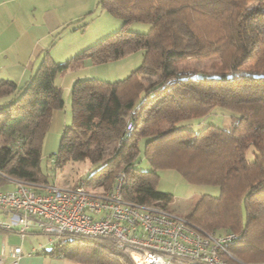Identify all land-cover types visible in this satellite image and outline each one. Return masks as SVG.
Segmentation results:
<instances>
[{
	"label": "trees",
	"instance_id": "16d2710c",
	"mask_svg": "<svg viewBox=\"0 0 264 264\" xmlns=\"http://www.w3.org/2000/svg\"><path fill=\"white\" fill-rule=\"evenodd\" d=\"M99 4L116 18L150 24V30L121 29L65 63L47 50L24 86L0 81V184H50L41 158L45 122L54 110L65 108L57 75L86 60L108 62L142 51V65L123 80H75L73 122L63 129L58 166L89 160L95 167L77 183L84 181L90 189L111 190L122 173L124 200L166 209L172 195L157 189L161 169L178 171L192 185L218 186V196L202 195L182 217L200 234L233 235L224 244L227 252H221L229 263L264 264V0ZM143 71L154 81L143 82ZM217 108L233 112L228 128H193L191 120ZM129 122L132 131H127ZM80 125L92 133L89 139H82ZM142 139L150 171L135 164ZM249 150L253 160L247 159ZM251 202L260 207L258 214ZM54 243L48 253L76 264H135L133 247L112 236L65 234Z\"/></svg>",
	"mask_w": 264,
	"mask_h": 264
},
{
	"label": "built area",
	"instance_id": "2783aa9c",
	"mask_svg": "<svg viewBox=\"0 0 264 264\" xmlns=\"http://www.w3.org/2000/svg\"><path fill=\"white\" fill-rule=\"evenodd\" d=\"M133 129L134 124L129 122L127 131ZM12 181L15 189L0 192V208L14 213V218L10 224L0 222V227L10 229L17 224L22 239L37 226L53 241L65 234L112 236L133 247L135 264H232L221 252H227L224 244L233 235L200 234L184 217L166 208L124 200L122 173L111 190L90 189L84 181L70 188ZM9 256L17 264L23 256L22 248H13Z\"/></svg>",
	"mask_w": 264,
	"mask_h": 264
},
{
	"label": "rangeland",
	"instance_id": "374dc122",
	"mask_svg": "<svg viewBox=\"0 0 264 264\" xmlns=\"http://www.w3.org/2000/svg\"><path fill=\"white\" fill-rule=\"evenodd\" d=\"M59 7L69 22L61 27L58 38L53 35V44L51 50L48 49L51 56L59 63H65L70 57L81 51L92 49L103 39L109 38L112 34L125 29L131 32L147 33L151 25L144 22H130L125 19L116 18L108 13L100 4L99 0H59ZM64 28V29H63ZM180 32L188 38V32L184 26H179ZM57 36V35H56ZM143 52L138 51L126 57L100 63H92L78 74L90 75L97 79L114 82L127 78L134 70L142 65ZM77 71V70H76ZM70 73L71 75L78 74ZM143 82L149 83L154 79L145 71L141 73ZM73 79L75 76L72 77ZM74 81V80H73ZM60 82V81H59ZM64 90L67 92V82L64 84ZM64 92L63 97L66 98ZM116 105L115 101L113 100ZM113 108V107H112ZM111 108V109H112ZM59 130L45 129V140L42 150L41 169L42 173L47 176L50 184H55L61 188L73 187L77 181L85 177L92 165L89 160H68L62 166L57 164V154L60 148L62 132L65 126L73 122L72 106L67 104L65 109L60 113ZM233 112L217 108L214 113L204 119L191 120L193 128L199 131L208 124L218 125L223 128L230 126ZM104 125H108L104 122ZM83 140L89 139L92 135L90 131L82 127H77ZM146 140L139 141V152L136 157V166L140 170L150 171L153 169L152 164L143 154ZM247 159L253 160L252 151L247 152ZM159 173V182L157 189L166 194L172 195V202L168 205V211L178 215H187L195 203L204 194L218 196L220 188L215 185H192L176 170L161 169ZM44 184V183H43ZM7 187H14L13 183L7 184ZM251 209L254 214L260 212V207L256 202H251ZM44 240L47 235H41Z\"/></svg>",
	"mask_w": 264,
	"mask_h": 264
},
{
	"label": "crops",
	"instance_id": "0c3cea01",
	"mask_svg": "<svg viewBox=\"0 0 264 264\" xmlns=\"http://www.w3.org/2000/svg\"><path fill=\"white\" fill-rule=\"evenodd\" d=\"M69 20L71 19L62 14L59 0H0V81L11 80L18 87L27 84L40 66L45 52L51 50V41L55 40L53 35ZM92 63L94 62L86 60L80 68L69 69L57 75L55 84L61 88L63 94L66 92L63 86L67 82L64 99L66 106L69 104L72 109L75 106L71 89L76 79H97L90 75L78 74ZM71 72H78V75H71ZM3 101L1 99L0 103ZM112 106L115 107L114 102ZM61 111H53L50 119L45 122L47 129H60ZM10 182L14 187L6 188ZM15 187L14 181H6L0 184V192L13 190ZM13 218L14 213L5 212L0 208V222L10 224ZM17 229V224H13L10 229L0 227V258L3 264H14L9 253L17 246L23 251V256L17 264H76L48 253L55 243L48 236L44 240L41 236L44 234L37 226H33L23 239L18 236Z\"/></svg>",
	"mask_w": 264,
	"mask_h": 264
}]
</instances>
